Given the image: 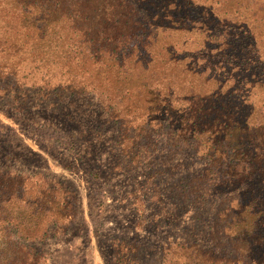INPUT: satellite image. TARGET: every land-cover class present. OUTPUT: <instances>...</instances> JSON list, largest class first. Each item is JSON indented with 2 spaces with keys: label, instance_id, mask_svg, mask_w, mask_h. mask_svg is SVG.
<instances>
[{
  "label": "rangeland",
  "instance_id": "rangeland-1",
  "mask_svg": "<svg viewBox=\"0 0 264 264\" xmlns=\"http://www.w3.org/2000/svg\"><path fill=\"white\" fill-rule=\"evenodd\" d=\"M137 7L140 16L170 26L159 38L191 65L198 52L216 48L209 32L228 27L217 0H142ZM22 26L11 0H0V172L31 176L28 193L53 188L73 210L58 231L46 219L47 235L25 241L43 264H194L188 246L221 253L209 226L224 212V199L235 196L191 195L205 155L194 144L176 145V126L163 110L139 119L115 109H122L119 98L107 104L87 86L61 90L71 83L61 75L67 70L57 62L61 54L41 46L34 53L48 59L42 65L22 59L31 43ZM237 28L232 23L236 38ZM229 46L242 54L236 43ZM215 61L209 52L205 64ZM90 74L74 82L82 86ZM262 96L252 100L259 104Z\"/></svg>",
  "mask_w": 264,
  "mask_h": 264
},
{
  "label": "trees",
  "instance_id": "trees-1",
  "mask_svg": "<svg viewBox=\"0 0 264 264\" xmlns=\"http://www.w3.org/2000/svg\"><path fill=\"white\" fill-rule=\"evenodd\" d=\"M141 1L11 0L23 36L30 35L22 59L36 58L42 65L48 59L34 51L52 47L61 54L57 62L67 67L61 75L71 82L61 90L74 94L87 86L107 104L119 98L122 109H115L139 119L167 113L178 133L176 145L194 144L207 158L191 195L235 196L224 199V212L209 226L222 252L188 246L189 261L264 264V0H217L229 18L228 27L209 32L217 45L205 49L216 60L211 68L203 51L192 65L184 56H172L165 38H159L170 26L140 16ZM232 23L242 31L237 38L231 35ZM234 43L240 56L231 51ZM84 66L91 81L80 86L82 80L74 78L87 72ZM256 90L263 93L259 104L252 100ZM30 177L0 172V264H43L25 241L47 235L46 219L58 231L63 219L73 215L53 188L37 196L28 193Z\"/></svg>",
  "mask_w": 264,
  "mask_h": 264
}]
</instances>
